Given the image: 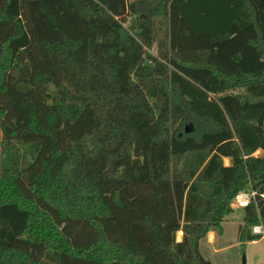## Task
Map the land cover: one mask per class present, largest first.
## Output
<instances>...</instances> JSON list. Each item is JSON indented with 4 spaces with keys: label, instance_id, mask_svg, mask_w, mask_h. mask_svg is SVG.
<instances>
[{
    "label": "trees",
    "instance_id": "1",
    "mask_svg": "<svg viewBox=\"0 0 264 264\" xmlns=\"http://www.w3.org/2000/svg\"><path fill=\"white\" fill-rule=\"evenodd\" d=\"M0 132V264L264 239V0H0Z\"/></svg>",
    "mask_w": 264,
    "mask_h": 264
},
{
    "label": "rangeland",
    "instance_id": "2",
    "mask_svg": "<svg viewBox=\"0 0 264 264\" xmlns=\"http://www.w3.org/2000/svg\"><path fill=\"white\" fill-rule=\"evenodd\" d=\"M258 154L261 155L262 152ZM224 165H229L228 159H224ZM231 208L233 212L222 222L221 234L214 232V236H207L206 241L200 242L201 255L212 264H241L242 258L245 264H264V239H257L253 243L241 242L239 228L243 225V212L241 209ZM176 238L179 241L181 234L177 233Z\"/></svg>",
    "mask_w": 264,
    "mask_h": 264
},
{
    "label": "built area",
    "instance_id": "3",
    "mask_svg": "<svg viewBox=\"0 0 264 264\" xmlns=\"http://www.w3.org/2000/svg\"><path fill=\"white\" fill-rule=\"evenodd\" d=\"M258 153H261L260 150L254 153V156H259ZM255 194L251 190H242L239 191L231 202V207L241 209L249 206L250 202L253 200ZM252 234L254 235H263V228L261 224L255 225L251 229Z\"/></svg>",
    "mask_w": 264,
    "mask_h": 264
},
{
    "label": "crops",
    "instance_id": "4",
    "mask_svg": "<svg viewBox=\"0 0 264 264\" xmlns=\"http://www.w3.org/2000/svg\"><path fill=\"white\" fill-rule=\"evenodd\" d=\"M179 234H181V233L179 232ZM210 235L214 236V232H209L208 237H209ZM208 237H207V238H208ZM207 241H209V240H207ZM253 242H254V241H252L251 243H253Z\"/></svg>",
    "mask_w": 264,
    "mask_h": 264
},
{
    "label": "water",
    "instance_id": "5",
    "mask_svg": "<svg viewBox=\"0 0 264 264\" xmlns=\"http://www.w3.org/2000/svg\"><path fill=\"white\" fill-rule=\"evenodd\" d=\"M241 264H245L244 258H242V262H241Z\"/></svg>",
    "mask_w": 264,
    "mask_h": 264
}]
</instances>
